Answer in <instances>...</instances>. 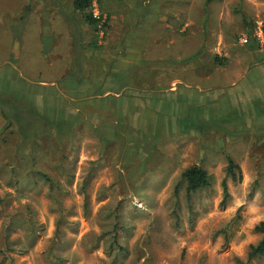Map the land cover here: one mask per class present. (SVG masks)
I'll return each instance as SVG.
<instances>
[{"label": "rangeland", "instance_id": "1", "mask_svg": "<svg viewBox=\"0 0 264 264\" xmlns=\"http://www.w3.org/2000/svg\"><path fill=\"white\" fill-rule=\"evenodd\" d=\"M90 11L102 18L97 27L72 0H0V29L8 28L0 50L3 41L11 56L21 42L16 59L41 87L73 77L102 91L172 93L138 92L140 102L127 93L135 106L120 109L133 116L118 118L89 117L70 102L86 120L74 137L29 119L22 142L0 113V264H264L248 261L264 222V65L247 68L252 48L264 50V0H93ZM217 57L224 67L215 69ZM119 60L131 62L114 70ZM237 72L246 76L232 86ZM209 102L221 110L207 111ZM228 156L242 180L228 181L223 206ZM194 165L214 180L188 199L176 186ZM28 168L48 173L55 188L21 180Z\"/></svg>", "mask_w": 264, "mask_h": 264}, {"label": "trees", "instance_id": "2", "mask_svg": "<svg viewBox=\"0 0 264 264\" xmlns=\"http://www.w3.org/2000/svg\"><path fill=\"white\" fill-rule=\"evenodd\" d=\"M93 0H72V10L74 13L83 14L85 17V21H87L90 25L97 27L102 18L94 17L92 12L90 11L92 8ZM218 63L223 65L224 60L220 58H216ZM9 67V66H8ZM10 68V67H9ZM11 69V68H10ZM48 99V98H47ZM49 100V99H48ZM46 100H39L38 102H33L32 100H27L21 98L20 94L10 90L7 83L0 84V113L4 117L6 122V126L8 128H15V133H19V136L23 140H27L31 138V129L29 126L32 124L29 122V119H36L37 121H42L45 125L50 127V131L55 129H61L64 127L67 131H64L60 134H68L74 137L77 133H75V129L82 125V123H77V120H84L81 116V119L77 118V114H70L72 112V106L70 102L65 101L66 106L65 110L60 117L53 116H45L43 114L44 109L46 107ZM61 132V131H60ZM36 134L39 136L42 134H46L44 131H36ZM31 135V136H30ZM112 139V138H110ZM24 143V145H28V143ZM37 149V148H36ZM14 158V157H11ZM228 163L225 168V178L222 182L223 187V201L222 205H226L229 199L231 198V194L229 191L228 181L231 180L234 184L241 182L242 180V169L241 166L230 156L227 157ZM0 165H3L7 168V164L4 162H0ZM27 167V164H26ZM0 169L4 168L0 166ZM13 171V170H11ZM10 169L5 171L4 175L9 176V172L11 175L15 174V172H11ZM31 168H28L19 173V178L23 181H28L30 177H36L43 182L47 183L50 186V191L55 188V180L48 173L42 170H35L36 172L32 174ZM66 175L70 180L73 179V175L71 171L66 170ZM65 175V176H66ZM10 179V176H9ZM214 177L209 175V173L201 168L200 166L194 165L187 168L182 174L180 178V182L176 186V192L179 191V188L185 185L186 195L188 199H191L193 195L210 188L213 185ZM17 181V180H16ZM57 185H59L57 183ZM61 186V185H60ZM51 196V195H50ZM88 195L85 194L84 205L88 206ZM0 201L2 198L0 197ZM85 207V208H86ZM256 231L262 236L258 243L251 245L248 253V261H252L254 259L264 257V222L260 223L256 227ZM117 234L113 237V243L118 244Z\"/></svg>", "mask_w": 264, "mask_h": 264}, {"label": "crops", "instance_id": "3", "mask_svg": "<svg viewBox=\"0 0 264 264\" xmlns=\"http://www.w3.org/2000/svg\"><path fill=\"white\" fill-rule=\"evenodd\" d=\"M9 26L13 27V24L10 23ZM260 28H259V33H261V36H262V31ZM7 29H0V33H1V31L7 30ZM9 31H11V28H9ZM14 33L16 34V30H14ZM3 36H6V35L3 34ZM245 37L247 38V36H245ZM45 39H46V42H44V43L42 42L44 50H45L44 45H46V43H48V41H47L48 39L47 38H45ZM1 43L3 46V50H0V51L4 53L5 58L2 61H0V84L7 83L9 89L12 90V92L15 91V92L19 93L21 98H23V99L32 100L33 102H38L41 99L46 100L45 101L46 107H45L44 112H43V114L45 116L60 117V115L63 113L62 111L68 110V108L65 110L66 106L64 105V104H66L65 101H67V100L69 102H73L72 104L74 106L80 105V108H85L88 111V113H86L85 111L84 112L89 117H101V118L105 119L106 117L118 118L122 115L133 116V115H131L130 111L124 114L121 112V109H120L121 104L123 102L130 104L131 105L130 107H132L134 105V102H131V100H128L127 93H133L135 91H136L135 93H137V94H138V92H140V94L144 93L143 96L145 98L148 97L147 99H149V97H151L152 94L155 95V93H157L156 95L172 93V92H165V91H163V92H156V91L146 92L143 90H141V91L135 90V89H132V88H129L126 86L119 87L117 89L118 91H116V92H113L111 90L102 91V89H98L99 86H101V85L98 83H95V82L93 83L92 86L90 85V87H89V85H88L85 88L83 85L85 80L83 83L78 82L76 84H73V81L75 80V78L72 77L71 80H68L67 77L71 76L70 72L68 73L69 76L65 77V78H67L66 80L68 82L67 81H64L63 83L59 82L60 84H59V86H57V88L41 87V86H45V84H43V83L39 84V83H36V82L30 80L29 78H27V77L31 78V75H30L31 73H29V71L27 70V68L25 66H22V61H19L16 59L15 52H18V47L16 48V43H18V46H19V43H21V42H15L14 43V46H13L14 49L12 50L11 56H10V50H9V48H7V44L4 43L3 41ZM156 44H157V40H156ZM156 44H154V46H156ZM2 46H1V49H2ZM41 51H42V49H41ZM252 51L254 54V59L249 60V62L247 64L248 69H251L253 66L260 65L261 63H263V65H264V50H259V48H252ZM129 62H131V61L130 60H128V61L119 60V61H115L114 65H112V66H113L114 70H117L120 68V63H123V66H124V63H129ZM185 62H187V60H185ZM156 64L157 63H154L152 65V67H155V69H156ZM224 64L221 65L220 63L214 62V67H215V69H217L220 66L224 67ZM248 69H247L246 73L248 72ZM260 69H262V68H260ZM246 73H245V76H246ZM114 74L116 75L117 73L115 72ZM211 74H209V75L213 76V77H216L217 75H219L216 72L213 73L212 75ZM236 74L238 76H236V79H234L233 83H230V84H232V86H237L238 82L242 81L245 78V76L242 75L241 72H237ZM107 75L110 76V72ZM110 78L111 77H107L105 79V82L110 81ZM153 78H155L154 75H153ZM210 80H212V79H208V81H210ZM39 85H41V86H39ZM61 85H65V89L62 88ZM106 85L108 87L109 86L113 87L112 84H106ZM218 85H221V83H219ZM261 86H262V84H261ZM208 89H211V88H205L206 91ZM50 91H53L52 92V94H53L52 98L50 97V94H49ZM63 91H65V92H63ZM38 95H40V96H38ZM262 97L264 98V92L261 93L259 99ZM140 98H141V96L139 95V97L137 98L139 100L138 102H140ZM255 99H257V97ZM223 100L224 99H222V101ZM224 101H226V100H224ZM249 101L251 102L250 104H252L253 102H256V101L246 100L247 103L245 102L243 104V107L245 105H247ZM111 104L114 105L115 107L111 106ZM219 105H220V102L218 104L209 102V103L205 104L204 108L206 109V107H208V109H206L207 111L209 110V111H211V113H212V111L215 113V112L219 111V109H220ZM118 106H119V108H118ZM70 114H73V115L76 114V109L73 106H72V112H70ZM86 114H84V115H86Z\"/></svg>", "mask_w": 264, "mask_h": 264}, {"label": "built area", "instance_id": "4", "mask_svg": "<svg viewBox=\"0 0 264 264\" xmlns=\"http://www.w3.org/2000/svg\"><path fill=\"white\" fill-rule=\"evenodd\" d=\"M259 36H261V33H259ZM248 39L245 37L244 42H247Z\"/></svg>", "mask_w": 264, "mask_h": 264}, {"label": "water", "instance_id": "5", "mask_svg": "<svg viewBox=\"0 0 264 264\" xmlns=\"http://www.w3.org/2000/svg\"><path fill=\"white\" fill-rule=\"evenodd\" d=\"M18 47V43H16V48ZM17 52H15V54H16Z\"/></svg>", "mask_w": 264, "mask_h": 264}]
</instances>
